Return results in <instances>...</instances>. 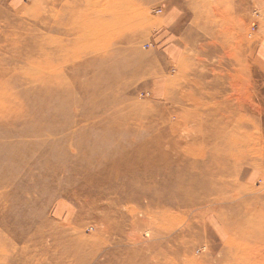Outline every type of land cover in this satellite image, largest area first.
I'll return each instance as SVG.
<instances>
[{
    "label": "bare ground",
    "instance_id": "bare-ground-1",
    "mask_svg": "<svg viewBox=\"0 0 264 264\" xmlns=\"http://www.w3.org/2000/svg\"><path fill=\"white\" fill-rule=\"evenodd\" d=\"M189 1L191 8L193 5L202 8L201 15L198 11L195 13L194 24L205 23V27L210 28L224 24V30L220 29L213 36L224 37L223 43L230 48L225 55L231 57L230 50L238 55L235 49L246 46L248 1L218 0L226 4L224 10L216 5L206 8L211 5V0ZM139 5L140 0H34V5L22 12L32 15L31 20L44 31L34 35L32 28L36 24L31 28L28 25L13 28L6 55L0 59V158L5 154L10 158L16 153L18 141H12L16 137L21 139L19 141H27L25 138L29 135L24 130L31 126L24 124L19 130L18 126L23 121L20 119L31 115L33 96L54 100L55 106L50 113L48 110V116L45 117V111L40 116L41 131L61 135L63 143L56 146L58 150L78 157L76 162L83 171L78 180L85 182L86 189L92 194L88 197L92 206L95 207L102 197L109 198V204L113 206L127 203L124 211L129 215L133 231L127 237L118 229V236L121 240L126 236L132 250L141 240L136 232L138 228L155 227L160 237V252L156 258L155 254L151 258L157 260L155 264H196L193 258L190 260L192 256L186 257L180 252L181 248L171 246L170 242L179 240L173 233L181 231L178 227L180 218L188 214L185 205L202 201L204 205L196 212L212 210L210 213L220 222L225 220L237 226L239 234V256L227 249L223 259L219 258L215 264H225L230 257L235 264H264V193L243 197L240 192L246 188L237 178L246 166L263 164L264 155L259 152V145L264 138V129L259 134L254 132L251 129L257 124L255 118L236 117L235 112H228L232 103L217 98L227 87L244 88L247 80L241 75L242 59L231 66L233 71L223 70L222 78L212 80L210 87L205 83L207 77L198 76L186 86L189 87L187 94L179 93L180 90L171 93L178 108L154 121L146 119L149 122L146 124L154 128L156 134L141 143L135 140L144 124L143 112L138 107L130 105L124 109V99L115 96L113 102L119 105L117 109L110 111L94 106L98 101L107 102L100 97L107 88L106 81L114 80L108 89L112 95L122 93L121 78L127 75L109 73L102 78H93V82H83L87 71L98 69L90 62L106 53L111 39H115L116 44L123 42L126 34L112 26L119 23L127 30L143 21L144 18L136 13ZM226 76L231 79L229 82L223 80ZM86 87H94L90 93L93 98L88 100L89 107L82 105L81 108L84 99L77 93L86 95L83 92ZM45 102L48 104L47 100ZM250 110L256 111L255 108ZM63 112L67 113L66 117L58 122V115ZM171 114L175 119L166 122ZM192 130V136H185L187 140L182 138L181 131L189 135ZM121 135L126 137L122 140L118 138ZM75 138L77 143L73 145ZM253 151L258 158L247 156L246 152ZM8 162L5 171L12 168V163ZM62 169L59 163L53 166L52 173L47 169L50 181H55ZM74 174L71 180L77 177ZM169 182L173 188L168 197L162 196L158 189L162 190L161 187ZM1 185L0 182V189ZM107 186H113L109 192L105 191ZM123 186L129 187L125 194L121 190ZM97 190L103 194L96 195ZM13 194L2 195L0 192V264H49L51 256L46 253L43 242L45 233L39 228L22 229L15 224L18 204L10 201ZM144 197H148V201L140 203ZM227 210L231 215H226ZM22 230L31 231H28L30 242L23 238ZM104 230L108 231V228ZM84 244L85 241L77 236L65 239L64 256L52 261L55 264H74L73 261L81 264Z\"/></svg>",
    "mask_w": 264,
    "mask_h": 264
},
{
    "label": "rangeland",
    "instance_id": "rangeland-1",
    "mask_svg": "<svg viewBox=\"0 0 264 264\" xmlns=\"http://www.w3.org/2000/svg\"><path fill=\"white\" fill-rule=\"evenodd\" d=\"M247 1L249 16L246 18V46L235 49L238 55L230 50L231 58L225 55L230 48L223 43L224 37L214 38L213 36L224 28V24L218 23L211 28L205 27V23L194 24L193 16L195 13L197 14V10L185 9L187 5L190 6V1L140 0L136 13L144 18L143 21L127 30L122 28L119 23L112 26L114 30L120 29L119 33L123 31L126 34L123 42L116 44V40L111 39L106 53L93 58L90 62L92 67L96 64L98 69L93 72L89 69L85 79L83 78V82L90 80L93 82V78L96 79L97 76L102 78L109 73L118 76L127 75L121 78L122 93L116 92L112 95L108 89L111 88L114 80L106 81L107 88L102 91L103 94H100V97L107 102L104 104L103 101H98L94 106L110 111L117 109L119 105L113 102L115 96L124 99V104H122L124 109L130 105L138 107L143 112L144 124L137 132L135 140L141 143L150 140L156 134V130L146 124L149 123L147 120L154 121V118H160L164 113L178 108H176L177 101L170 97L171 93H178L180 90L179 93L187 94L189 87L186 86H189L198 76L207 77L205 83L210 87L212 80L222 78L220 74L223 70L231 69L233 71L231 66L242 59L241 75L243 80H247L244 88L234 90L227 87L221 90L217 98L221 102L232 103L228 112H235L236 117L242 116L245 120L255 118L257 124L251 130L258 134L262 132L261 129H264V60L260 57V52L264 45V0ZM224 4L218 0H211V5L206 8L210 9L216 5L224 10L226 7ZM33 5L34 0H0L1 60L6 55L5 49H7L8 43H11L12 39L10 38L13 36L14 29L18 25H28L31 28L37 23L31 20L30 16L32 15L22 13ZM174 6L180 10H176ZM38 12L42 13L40 9ZM198 13L202 14V8L198 9ZM173 16L175 17L170 22L174 24L171 25L168 18ZM238 16L236 13L237 19ZM124 19L125 17L122 18V20ZM36 25L38 27H35ZM36 25L33 26L32 33L40 35L44 30L39 24ZM177 43L180 47L176 46ZM173 46L177 48H173ZM171 49L175 50V54L180 50L179 55L177 53L178 56L174 59H169L175 55ZM165 50H169L168 54ZM140 68L141 70H139ZM225 79L227 82L231 80L227 76L223 77V80ZM93 88H84L83 92H86L84 96L77 93L79 98L84 99V103L80 105L81 108L82 105L83 108L89 107L88 100L93 98V95L90 94ZM54 106V100L38 98L34 95L30 103L31 115L20 119L23 121L18 126V130L24 124L31 126L24 130V133L29 135L25 138L27 141H19L21 139L16 137L17 139L12 140L15 143V140L18 141L16 153L10 158L6 154L0 158V182L2 183L0 192L2 195L9 192L14 193L10 201L18 204L15 224L22 229L39 228L45 233L43 242L46 245V253L51 256L49 264H55L53 261L57 258L61 257L62 259L64 240L76 236L85 241L82 249L83 254L79 261L81 264H155L157 260L151 259L152 255L155 254L154 258H156V254L160 252V237L156 228L139 227L136 232L141 240L136 244V249L132 250L127 238L133 231L129 215L127 212L125 213L127 203L113 206L109 204V198L102 197L95 207L92 206L88 202V197L92 194L86 189V183L78 180V175L83 173L76 162L78 157L64 150H58L59 148L56 146L63 143L61 135L41 131L40 116L45 111L46 117ZM253 108L257 112L250 110ZM60 114L58 122L64 121L67 113ZM174 119L171 114V118L166 119V122ZM188 123L192 124L191 121ZM181 132L182 138L185 139V136H192L194 130L189 135ZM125 137L121 135L118 138L123 140ZM76 140L77 138L72 141L73 145L77 143ZM47 147L51 148L45 151ZM259 148V152L264 155L262 153L264 152V138H262ZM246 154L248 157L258 158L255 151L246 152ZM8 161L12 163V168L5 171L6 164H10ZM56 163L61 164L63 169L57 175L56 180L52 182L47 172L52 173ZM73 174L77 177L71 180ZM237 178L246 188L240 192L243 197L264 193V162L262 165L246 166L240 171ZM112 187L107 186L105 191L109 192ZM172 188L173 186H170L169 182L161 187L162 190H158L162 196L168 197L169 190ZM121 190L125 194L129 187L127 189L126 186H123ZM99 193L103 194L99 190L95 191L96 195ZM148 199V197H144L139 202L144 203ZM201 202L185 205L188 214L180 218L178 227H181V231L173 233L179 240L171 241V246L175 245L174 247L181 248L180 252L186 257L189 256L188 258L192 256L190 260L193 258L196 264H207L209 261L215 264L219 258L223 259L227 249L235 251L234 254L237 253L239 256L237 226L234 227L225 220L220 222L213 216V213H210L212 210L196 212L199 207L204 205ZM137 206L139 208V205ZM226 215H231V212L227 210ZM213 221H215V225ZM105 227L108 228V231L104 230ZM118 229L125 235L127 234V237L122 238L124 240L119 239L121 236H118ZM29 230H22L23 238L27 239V242L31 240L28 236V233L31 232ZM138 250H140V254ZM31 253H34L33 250ZM229 259L227 264H235L231 257ZM75 262L73 261L74 264Z\"/></svg>",
    "mask_w": 264,
    "mask_h": 264
},
{
    "label": "crops",
    "instance_id": "crops-1",
    "mask_svg": "<svg viewBox=\"0 0 264 264\" xmlns=\"http://www.w3.org/2000/svg\"><path fill=\"white\" fill-rule=\"evenodd\" d=\"M189 1V0H188ZM173 4H175V2H173ZM175 7V6H174ZM176 8V10L177 9H179L180 10V8H178V7H175ZM185 8V7H184ZM185 9H187V10H191V9H194L195 11L197 10L198 11V9L199 8H196L194 5L192 6V8L190 7V6H186V8ZM188 12V11H187ZM174 17L175 16H173L172 18H168V20H169V22H170V20H172V19H174ZM193 17H195V14H194V16ZM194 20V19H193ZM171 23V22H170ZM172 24H174L173 22L171 23V25ZM176 46L178 47L179 46V44L177 43L176 44ZM175 46H173V48H174ZM177 47H175V48H177ZM180 47V46H179ZM172 50V52H173V54H175V50H173V49H171ZM166 52H167V54H168V51L169 50H165ZM178 53V55H179V53H180V50L177 52ZM177 53L173 56V57H169V59H174V58H176L178 55H177ZM260 57L261 58H263V60H264V45L262 46V48H261V52H260Z\"/></svg>",
    "mask_w": 264,
    "mask_h": 264
}]
</instances>
